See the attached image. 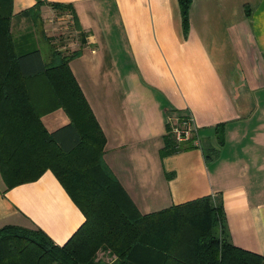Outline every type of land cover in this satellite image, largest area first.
Instances as JSON below:
<instances>
[{"label": "crops", "instance_id": "obj_1", "mask_svg": "<svg viewBox=\"0 0 264 264\" xmlns=\"http://www.w3.org/2000/svg\"><path fill=\"white\" fill-rule=\"evenodd\" d=\"M38 1L45 27L47 14L72 17L63 53L78 52L70 68L106 137L104 160L138 210L210 197L228 240L264 258V0H192L187 31L179 0H13L14 15ZM186 116L202 147L163 157L171 120ZM42 121L49 133L70 123L63 109ZM85 221L50 170L10 190L0 172V229L64 246Z\"/></svg>", "mask_w": 264, "mask_h": 264}, {"label": "trees", "instance_id": "obj_2", "mask_svg": "<svg viewBox=\"0 0 264 264\" xmlns=\"http://www.w3.org/2000/svg\"><path fill=\"white\" fill-rule=\"evenodd\" d=\"M42 3L15 16L13 0H0V172L10 190L50 170L86 221L64 246L41 231L4 226L0 264H264L228 240L224 207L210 197L147 215L138 210L104 160L106 137L70 68L78 52L66 56L67 37L35 30ZM179 5L187 31L192 0ZM18 17L33 29L19 39L12 30ZM39 34L48 59L34 42L19 46ZM57 109L70 123L49 133L42 118ZM192 148L177 147L168 133L161 155ZM100 251L110 259H98Z\"/></svg>", "mask_w": 264, "mask_h": 264}, {"label": "rangeland", "instance_id": "obj_3", "mask_svg": "<svg viewBox=\"0 0 264 264\" xmlns=\"http://www.w3.org/2000/svg\"><path fill=\"white\" fill-rule=\"evenodd\" d=\"M52 18H54V17H52ZM44 20H45V24H46L47 28L44 26V23H43L44 21H43V18L41 16V21H39L37 23L35 30H38L41 33V29L43 30V28H45L44 30H46L45 31L46 35L54 34L51 37H58L61 35V32H62V34L63 33L69 34V32L72 30V26L70 25L68 19L67 20L66 19H60V20L54 21L53 23H49V21L51 20V16L47 14L44 17ZM31 25H32V23L29 20L25 19V21L23 22L21 19H19V20L15 19V21H13V26H12L14 37L18 38V39L20 37H22V35H24L25 33L29 32L30 29H32V28H30ZM42 26H43V28H42ZM24 42H29V43L34 42L33 43L34 45L43 47L44 51H47L49 49V44H47L42 39L41 34H39V37H36L34 41L30 40V38L19 40V46L21 43L24 44ZM105 255L102 256V259H104L106 261L108 259H110V257H108L107 254H105Z\"/></svg>", "mask_w": 264, "mask_h": 264}, {"label": "built area", "instance_id": "obj_4", "mask_svg": "<svg viewBox=\"0 0 264 264\" xmlns=\"http://www.w3.org/2000/svg\"><path fill=\"white\" fill-rule=\"evenodd\" d=\"M63 19H68L70 25H73V23H71L72 17H65ZM57 20L59 19L54 17L51 18L50 22L53 23ZM168 133L172 136L177 147H180L181 145H191L193 148L202 147L199 132L194 126L193 119L190 116L179 120H171Z\"/></svg>", "mask_w": 264, "mask_h": 264}]
</instances>
